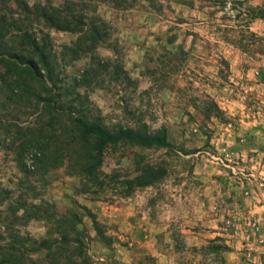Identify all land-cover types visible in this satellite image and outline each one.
Segmentation results:
<instances>
[{"label": "rangeland", "instance_id": "1", "mask_svg": "<svg viewBox=\"0 0 264 264\" xmlns=\"http://www.w3.org/2000/svg\"><path fill=\"white\" fill-rule=\"evenodd\" d=\"M81 1L105 37L76 58L63 47L81 35L48 29L54 92L110 130L165 129L171 147L121 143L97 164L92 139L64 116L41 132V110H15L0 83L1 248L24 244L25 264H264V0ZM27 141L41 152L19 159Z\"/></svg>", "mask_w": 264, "mask_h": 264}, {"label": "trees", "instance_id": "2", "mask_svg": "<svg viewBox=\"0 0 264 264\" xmlns=\"http://www.w3.org/2000/svg\"><path fill=\"white\" fill-rule=\"evenodd\" d=\"M76 3L30 6L25 0H0L2 8L14 5L16 9V12L9 11L10 14H0V83L1 89L6 93V96L2 95L5 102L15 110H41L42 114L39 113L37 118L42 122L41 132L44 130L43 124L44 127H55L64 116L68 120L69 132L76 133L82 144L86 145L90 139L93 140L91 151L87 155L97 164L108 146L121 143L147 148H170L165 129L154 134L121 126L110 130L100 123L88 121L80 106H65L62 103V94L54 92L62 88L59 79L61 71L55 61V51L48 29L81 35L74 45L63 47L64 55L71 53L76 58L92 51L105 37L103 31L106 30V23L96 17L87 18L84 14L85 2L79 0ZM18 147L19 159L25 150L35 149L40 154L42 149L37 141H27ZM35 159L39 165L45 163L40 157L35 156ZM145 177L146 175L137 179L139 186L148 185L158 179L157 176ZM41 246H37L30 253H40L43 248ZM24 247L20 242H10L5 251L0 246V251L3 252L0 254V264H25L27 251H23Z\"/></svg>", "mask_w": 264, "mask_h": 264}, {"label": "crops", "instance_id": "3", "mask_svg": "<svg viewBox=\"0 0 264 264\" xmlns=\"http://www.w3.org/2000/svg\"><path fill=\"white\" fill-rule=\"evenodd\" d=\"M147 229L146 228H144V231H146ZM155 240V239H154ZM154 244L156 243V242H153ZM97 245H98V243H97ZM150 245H151V242H144V246H143V253L144 254H147V253H149V254H151V248H150ZM145 249H148V252H145ZM101 253H105V256H106V253H107V248H103L102 249V246H101ZM155 251V254H157L158 252H157V250H154ZM159 255H161V254H159ZM95 259H98V258H95ZM100 260H102V259H100Z\"/></svg>", "mask_w": 264, "mask_h": 264}]
</instances>
